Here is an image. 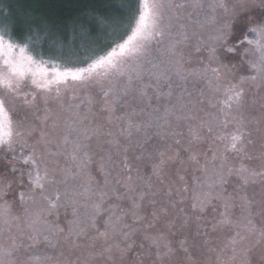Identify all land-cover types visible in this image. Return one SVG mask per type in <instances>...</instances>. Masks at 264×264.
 I'll return each instance as SVG.
<instances>
[{
  "label": "snow or ice",
  "instance_id": "obj_1",
  "mask_svg": "<svg viewBox=\"0 0 264 264\" xmlns=\"http://www.w3.org/2000/svg\"><path fill=\"white\" fill-rule=\"evenodd\" d=\"M253 8L260 9L256 21L251 20ZM229 18L233 22L238 19L249 34L264 39V0L258 5L255 0H138L137 12L123 33L122 24L104 22L101 25L102 18L94 17L93 26H102L108 43L85 58L86 66L64 69L55 62L43 66L44 61H38L35 53L28 54L29 40H20L7 24L0 23V155L11 153V159L15 160L18 151L23 153L27 149L23 163L30 166L21 170L12 165L9 171L15 175L14 180H8V174L0 171V181H6L0 187V264H33L37 259L40 264H174L173 257L178 251L185 254L184 264L199 261L197 250L187 246V238L180 239L178 246L173 247L163 232L152 234L145 230L142 240H138L139 229L135 225L144 219L141 213L146 201L152 204L151 215L157 219L160 215L167 216L168 205L175 207L178 203L171 199L174 191L181 195L179 203L183 202L182 194L189 192L187 185L177 189L167 185L158 188L153 182L155 177L163 185L167 162L179 157V151L169 154L173 145L183 147V151L189 153V161L196 165H200V160L192 146L209 136L226 141L225 152L252 159L247 150L254 143L253 134L257 133L260 156L264 157V96L259 102V115H254L247 110V96L241 86L248 83L264 91V44L247 36L238 40L240 44L251 46L244 49L243 55L255 74L242 76L237 84L225 83L222 75L229 74L231 68L228 63L219 62L216 52L218 46L229 53L237 51L227 44L231 30ZM190 44L197 53L207 50L208 65L186 67L191 56L184 50ZM249 52L258 56L251 59ZM212 62L217 66L213 67ZM100 68L105 71L102 77L96 78V70ZM29 76L31 85L44 93L40 96L44 115L35 118L39 127L23 112L24 107H38L37 94L32 93L29 99L30 93L24 91ZM68 80L79 82L85 88H101L100 111L107 114L106 121L114 123L113 114L118 108L123 113L115 117L122 124L117 132L106 131L103 125L93 123L90 116L82 114L81 104L91 112V97L86 98V102L81 99L80 103H75L77 97L73 92L65 101L59 88L54 96L48 95L53 85ZM189 81L194 87L200 81L206 82L212 96L205 101L203 90L194 95L187 87ZM217 93L223 99L217 97L213 102L212 97ZM50 99L58 103V110L48 107ZM15 100L21 101V105L16 106ZM126 106L128 111L123 112ZM229 124L232 130L226 136L220 135V130ZM185 130L189 138L186 146L183 143ZM94 140L103 141L97 148L103 153L100 156V172L105 176L103 188L88 171L94 162ZM169 140L172 144L167 143ZM133 147L139 150L135 160L153 161L151 176L132 175L128 153ZM120 155L123 156L119 165L122 178H116L115 184L133 193L134 199L130 208L109 212L105 204L117 189H109L111 182L107 177L110 170L117 167L115 157ZM59 158L64 159V167H58ZM219 158L222 162L216 165L215 152L206 157L201 166L202 176L193 178L191 207L203 211L209 197L221 200L225 211L213 230L223 225L236 230L225 245L230 254L226 258L218 254L216 262L253 264L250 253L255 245H242L253 234L257 237L256 244L264 241V227L257 230L243 212L239 221H234L229 213L237 202L241 209L250 208L251 201L243 189L255 184L257 178L264 181V168L259 171L247 167L236 169L241 191L225 195L223 185L227 179L223 160L226 157ZM233 174V168L229 167L227 176ZM179 179L184 181L183 176ZM14 184L16 189L26 190L19 191L17 196ZM161 195L169 199L158 213L156 198ZM116 199L121 197L116 195ZM60 207L72 209L71 219L64 227L48 219ZM129 215L132 223L125 222L124 218ZM98 220L103 221L100 227ZM187 223L185 220L184 224ZM172 227L175 221L169 226L170 235L175 237ZM144 241L148 242L147 246ZM37 245L50 251H41L38 256ZM259 264H264V253Z\"/></svg>",
  "mask_w": 264,
  "mask_h": 264
},
{
  "label": "rangeland",
  "instance_id": "obj_2",
  "mask_svg": "<svg viewBox=\"0 0 264 264\" xmlns=\"http://www.w3.org/2000/svg\"><path fill=\"white\" fill-rule=\"evenodd\" d=\"M261 0H255V3L258 5L260 4ZM137 7H138V0H137ZM136 11L134 12L133 16L136 14ZM259 8H253L251 10V20L256 21L259 19ZM0 23H4L5 21V15L1 16ZM133 18V17H132ZM4 20V21H3ZM132 21V19H131ZM130 21V22H131ZM229 23H231V30L229 32V39L227 41L228 43H234L237 49L235 53H229L227 51H224L226 48L217 47L216 55L219 57V62L221 63H228L229 67L231 68V72L227 75H222V79L225 83H232L237 84L240 82V78L242 76H248L255 74L254 70L250 68L249 64L247 63V59L243 55L244 49L249 48L251 46H248L247 44H240L238 43V40H243L247 30L245 28V24L237 19V23L235 24L231 18H229ZM130 24V23H129ZM234 24L236 27L234 29ZM129 26V25H128ZM127 26V28H128ZM126 28V29H127ZM124 28V30H126ZM123 33V32H122ZM81 33L78 32L75 35H80ZM99 34V33H98ZM86 36L85 34H81ZM249 36V39L259 41L261 44H264V39H261L256 34H247L246 36ZM96 36H93L92 38H88V41H90V44L93 43V39ZM80 38L75 39L74 41V48L69 49H61L60 46H55V53H49L45 52V50L41 49L39 45V40L36 38H32L33 42H30L31 48L28 54L35 53L36 59L39 61L42 59L44 61L45 67L49 66V62H55L56 66L60 69H64L65 67L68 68H75L79 66H86L83 64V61L86 57L90 56L93 51H99L103 49L102 47L99 50H96L98 48L92 49L90 45H87V41H83ZM186 54H190L191 59L189 65L186 67H194L198 64L208 65V52L205 49H202L201 52L197 53L195 51V48L189 45L188 48L185 50ZM19 56V53L16 54ZM258 56V53L256 55H253L252 52H249V58L255 59ZM234 61L233 67H231L230 63ZM236 61V62H235ZM212 66L216 67L217 63L212 62ZM50 70V68H49ZM104 69L100 68L96 70V78L102 77L104 73ZM31 77L28 78V87L24 89L25 92L30 93L29 99L31 98L32 93L37 94V100L36 105L37 108H23V112L27 115L28 120L32 122V124L36 127H39V121H37L35 118L37 116H43L44 115V102L40 98L41 95H44V93H41L39 90L35 89L34 86L30 83ZM246 92L247 101H248V111L254 115H259L258 108H259V102L261 100V97L264 96V91H258L254 86H251L248 83H244L241 85ZM105 87H107V84H105ZM187 87L193 91L194 95H198L199 91L203 90L205 93V101L209 98V96H212L211 93L208 91V87L206 82L200 81L196 83L195 87L193 86V83L189 81L187 83ZM56 88H59L61 93L63 94V99L65 101H68L71 94L75 92V95L77 99L74 101L75 103H80L81 99H84L86 102V98L91 97L92 98V108L91 112H88L85 110V106L81 104V111L83 115H88L90 118H92L93 123L101 124L103 125L104 129L110 130L112 132H117L119 130V125H117V121L115 120V117L118 115H122V111L118 108L117 112L113 114V120L114 123L109 124L105 117L106 113L100 111L101 106L103 105V97L101 93V88L99 86H93L91 88H85L83 85H81L79 82H74L71 80H68L66 83H62L59 85H53L52 86V93L48 94L50 96L55 95ZM219 97L220 99H223V96L219 93L216 94V96H213V102H216V98ZM253 100L256 101L255 104H253ZM13 103L16 106L21 105V101L15 100ZM142 106V105H141ZM49 108L58 110L59 106L56 101L49 100L48 104ZM205 107L207 108V104H205ZM208 111L215 112V109H207ZM128 108L127 106L123 109V112H127ZM14 121L16 120L15 115L13 116ZM232 130V125L229 124L227 128L220 130L219 134L226 136L229 131ZM189 138L186 135V138L184 140V145H187V140ZM252 139L254 143L248 147V154L252 157V159H248L244 157L241 154H237L231 151L225 152V143L226 141H220V140H214L211 136L207 137L203 142L199 144H193L192 151L194 153H198V159L200 160V165H196L193 162L189 161L185 162L183 166H173L174 162L172 161L171 164L166 166L165 169V175L162 177L164 184L161 185L159 181H156L157 187H163L164 185H167L169 187H172L173 189L180 188L183 185H187L189 188V192L183 193V202L179 203L181 200V195L176 194V192H173V195L171 199L173 201H177L175 207H172L171 205H168V214L165 217L164 215H160L157 219H154L151 215V213L148 215L146 204L143 205V211L141 215L143 216V220L138 223V229L139 233L142 234L145 232V230L151 232L152 234H156L158 232H163L165 234V237L171 240L173 247L178 246V242L180 239L187 238L188 244L187 246L190 248V250H193L195 248L197 250V254L199 255L200 259L196 262V264H217L216 257L217 255H221L222 257L226 258L227 255H229L228 249L225 248V245L228 244L230 237L233 235L234 229L233 227H229L227 225L219 226L215 230H213V225L217 224L219 220L222 219L221 213L225 211L223 207V202L221 200L215 199L214 197H209L206 206L203 207V211H200L199 208L193 209L191 207L193 201H192V195H193V189L195 188L194 184V177L202 176V165L205 163L206 157H211L212 153L215 152L218 156V159L216 160V165H219L222 161L219 157H226V159L223 160V163L225 165V176L227 179V183L223 185L224 194H232L236 192H240V179L235 174L236 169H240L242 167H247L249 169H256L259 171L261 168H264V157L260 156L261 148H260V138L259 134L254 133L252 136ZM93 151H94V162L89 165L88 171L91 172V175L96 182V184L103 188L104 187V179L105 176L100 172V156L103 154L99 151H97L98 145L100 143H103V141H93ZM172 144V141H171ZM107 146V145H105ZM176 151L183 152V147H177L175 145L172 146V148L169 150V154L174 153ZM27 155V149L23 153L17 152L16 153V159H11L12 154L8 153L7 155H0V171H4L8 174V180H14L15 175L12 174L9 169L12 165H15L17 168L21 170H26L30 166L25 165L23 163L24 156ZM129 157H131L132 161L135 164V167L138 166L139 161L135 160V155L133 156L132 153L128 154ZM119 156H116L115 159L117 161ZM60 163L58 167H64L65 161L63 158H59ZM68 166H71L70 164ZM191 166V167H190ZM43 167V165H41ZM231 167L234 170V174L232 176H227V169ZM186 169V170H185ZM118 163L117 167L115 169L110 170V174L108 175L107 179L111 182L109 184V189L115 188L118 190L119 185L115 184V179L119 177L118 175ZM190 174H195L193 177H189ZM180 176L184 177V181H181L179 179ZM59 178V176H58ZM6 181H0V187L3 186V184ZM13 188L16 191V194L18 196L19 191H25L26 189L21 187L19 189H16L15 184L13 185ZM219 191V189H217ZM243 192L247 193L248 199L251 201L250 208H244L241 209L239 206V202H237V206L230 210V216L234 221H239L241 217V213L245 216H249V218L252 220L253 224L256 226L257 230L264 227V181L260 180V178H257V182L255 184H249L246 188L243 189ZM120 196V195H119ZM11 197V193L9 198ZM116 196L113 195L111 200H116ZM166 196H158L156 200H158V203H164V201L160 199H165ZM168 198V197H167ZM169 199V198H168ZM110 201V200H109ZM109 201L105 204V208L108 207L111 210ZM118 202V200H116ZM114 203V202H113ZM131 207V206H130ZM129 207V208H130ZM183 208L184 211L181 213L179 212V209ZM159 213V210H157ZM72 209L60 207L56 210H54L49 216V221L52 223H58L61 227L66 226L67 220L71 219ZM250 214V215H249ZM187 220L188 223L185 225L184 221ZM175 221V227L171 230L172 232H175V237L170 235L169 232V226L170 222ZM183 225L180 226L178 229L175 230V228L178 226V224ZM149 225H154L153 227L149 228ZM101 230L103 228L101 227ZM243 232V230L241 229ZM199 233V234H198ZM243 234L247 235L246 232H243ZM138 239V237L136 236ZM256 235H250L247 240L244 241L242 246H251L255 245V247L252 248V252L250 255L253 258V264H259L260 256L262 253H264V241H261L260 244H256ZM148 243V242H147ZM38 252L37 255L39 256L41 251H50L49 249H46L43 245H37ZM215 251H212V250ZM221 249H224L222 252ZM139 249H137L138 251ZM184 253L182 251H178L177 254L173 257L174 264H184ZM33 264H40L39 259L35 260Z\"/></svg>",
  "mask_w": 264,
  "mask_h": 264
},
{
  "label": "trees",
  "instance_id": "obj_3",
  "mask_svg": "<svg viewBox=\"0 0 264 264\" xmlns=\"http://www.w3.org/2000/svg\"><path fill=\"white\" fill-rule=\"evenodd\" d=\"M136 9L137 0H0V18L2 19L1 16L5 15V21H3L14 31V35L22 41L28 39L29 42H33L32 38L38 39L41 49L49 53H55V46L57 45L60 46L61 49L74 48L75 39L80 37H83L81 39L87 41V45H90L92 49L98 48L96 50H99L105 47L108 43L106 33L103 31L102 26H93L95 23L94 17L102 18L101 25L104 22L108 24H122L123 32L124 28L126 29L129 25ZM234 23L236 24L237 20ZM235 24L232 29L236 27ZM78 32L86 36L81 34L75 35ZM247 34L248 32L246 35ZM93 36L96 37L93 39V43L90 44L88 38H92ZM249 36L250 35L247 37L249 38ZM96 41H99V43H96ZM228 46L234 47L235 44L228 43ZM224 51H226V49ZM233 64L234 61L230 63L231 67H233ZM117 123L120 128L122 126L121 122L117 121ZM185 135H187L186 130ZM167 143L171 144V140ZM138 151V149L133 147L128 154L132 153L133 156H136ZM188 157V152H180L179 157L169 160L167 165L171 164L173 161V166H183L185 162H188ZM122 159V155L117 159V172L119 178H122V171L119 166ZM156 162L158 163V160ZM128 163L132 166L133 176L137 174L145 177L151 176L153 161L142 160L139 161L138 166L135 167L131 157L128 156ZM193 176H195V174H190L189 177ZM156 181V178L153 177L154 184ZM116 195H120L121 199H119L118 202H116V198V200H108L111 210L106 207L105 209L107 211L118 212L119 208L128 209L131 206L134 199L133 193L128 192L126 188L119 185L115 196ZM160 200L164 201V203H158L157 200L155 205L156 210H160V208L164 207L168 198L166 197ZM145 204L149 215L152 212V204L148 201H146ZM117 205L119 207H116ZM124 219L127 223L133 222V218L130 215ZM102 222V220H98L97 226L100 227ZM135 226L138 228V224ZM180 226L181 224L179 223L175 230ZM172 229L173 227L171 230ZM137 237L138 240H142V234H140L139 231ZM144 243L147 246V241H144ZM135 254L134 252L133 256H135Z\"/></svg>",
  "mask_w": 264,
  "mask_h": 264
}]
</instances>
